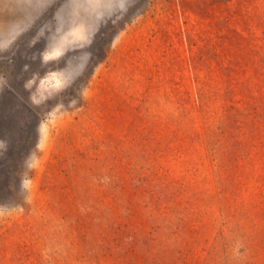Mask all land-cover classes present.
Returning <instances> with one entry per match:
<instances>
[{"label": "rangeland", "instance_id": "obj_1", "mask_svg": "<svg viewBox=\"0 0 264 264\" xmlns=\"http://www.w3.org/2000/svg\"><path fill=\"white\" fill-rule=\"evenodd\" d=\"M0 16V264H264V0Z\"/></svg>", "mask_w": 264, "mask_h": 264}, {"label": "crops", "instance_id": "obj_2", "mask_svg": "<svg viewBox=\"0 0 264 264\" xmlns=\"http://www.w3.org/2000/svg\"><path fill=\"white\" fill-rule=\"evenodd\" d=\"M2 18H3V17L0 16V23H3V22H4L3 20H1Z\"/></svg>", "mask_w": 264, "mask_h": 264}]
</instances>
